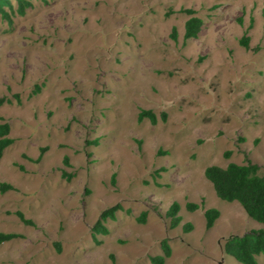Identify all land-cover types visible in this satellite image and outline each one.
Returning a JSON list of instances; mask_svg holds the SVG:
<instances>
[{"label": "rangeland", "instance_id": "obj_1", "mask_svg": "<svg viewBox=\"0 0 264 264\" xmlns=\"http://www.w3.org/2000/svg\"><path fill=\"white\" fill-rule=\"evenodd\" d=\"M30 2L0 15V123L13 139L0 232L17 234L0 264H149L162 238L164 264H240L223 240L264 224L219 199L203 169L249 160L264 176V0ZM186 9L202 23L184 40ZM115 204L96 244L91 227ZM208 207L219 216L206 230Z\"/></svg>", "mask_w": 264, "mask_h": 264}, {"label": "trees", "instance_id": "obj_2", "mask_svg": "<svg viewBox=\"0 0 264 264\" xmlns=\"http://www.w3.org/2000/svg\"><path fill=\"white\" fill-rule=\"evenodd\" d=\"M19 9L23 6L29 5L30 0H16ZM10 0H0V15H5L4 6H9ZM184 12L190 16L184 21L183 35L184 40L195 38L200 27L201 19L193 16L192 10L186 9ZM171 38H175V30L172 27L170 32ZM248 37L241 36L238 40L239 44L248 49ZM3 100L0 99V103ZM164 119V113H161ZM138 121L147 119L150 124L156 123V116L150 109H140L136 115ZM10 127L6 122L0 123V157L2 156L6 147H8L13 139L8 137ZM113 174L111 181L113 182ZM203 176L208 180L212 186L215 195L227 202L236 201L245 214L264 224V176L258 173V165L246 160L243 164L229 162L225 167L217 165H209L203 169ZM0 188L12 187L8 184L0 183ZM185 209L193 211L198 208V204L186 202ZM121 209L119 204H115L102 210L96 221L91 227V236L96 244L100 241L96 239V234L106 235L108 229L104 226L107 219H114L115 213ZM179 204L176 201L171 202L165 214L169 219V228L176 227L181 220L178 214ZM19 219L25 223H30L28 220L23 219L22 214L17 212ZM145 212H142L137 218V222L144 221ZM219 216V211L214 207H208L203 210L204 228L210 229L215 220ZM183 231L191 229V224L185 222L182 224ZM17 236L15 233H2L0 232V244L13 239ZM161 253L149 257V264H164L165 259L171 254V248L166 238L159 241ZM58 249V248H57ZM222 250L225 254L231 256L235 261L240 264H258L256 256L264 254V229L249 230L240 235H229L223 240Z\"/></svg>", "mask_w": 264, "mask_h": 264}]
</instances>
